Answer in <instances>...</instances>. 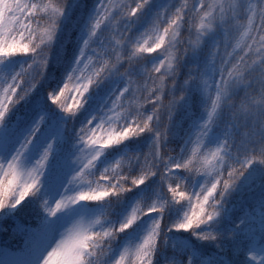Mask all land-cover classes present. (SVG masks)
Wrapping results in <instances>:
<instances>
[{"label": "snow or ice", "instance_id": "snow-or-ice-1", "mask_svg": "<svg viewBox=\"0 0 264 264\" xmlns=\"http://www.w3.org/2000/svg\"><path fill=\"white\" fill-rule=\"evenodd\" d=\"M83 7L0 0V220H36L0 264H264V0Z\"/></svg>", "mask_w": 264, "mask_h": 264}, {"label": "trees", "instance_id": "trees-1", "mask_svg": "<svg viewBox=\"0 0 264 264\" xmlns=\"http://www.w3.org/2000/svg\"><path fill=\"white\" fill-rule=\"evenodd\" d=\"M82 5L84 6L81 11L87 12L88 9H90L93 6L94 0H81ZM80 12L77 13L76 18H78ZM69 33H71V38L74 40L75 33L71 32V29H69ZM65 44L67 45L68 50L70 49L71 43L66 39ZM181 51H183V48L181 47ZM188 71V67H183L181 69V74L179 76V80L181 82L182 78L185 76V74ZM56 75H59V72L56 73ZM143 81L141 80V83ZM51 90L50 84H40L38 85L37 89L33 93L32 97L30 99L32 102H35L37 99H39L41 96H46L47 92ZM146 95V93L144 94ZM143 99V96L141 97ZM168 97H165V104H167ZM196 102V101H194ZM50 103V102H49ZM31 105H27V107H30ZM148 109H151V105H147ZM26 105L24 103H21L17 106V114H23L25 111ZM198 106L193 105V110L197 112ZM182 113H178L176 116L177 120L182 121ZM167 117L164 116V119L162 121L166 122ZM170 148H175L176 151H179V148L177 146V143L173 142L169 144ZM168 154V153H166ZM172 155H175V153H170ZM260 188L258 186H254L252 190H246L243 194H234L231 198V206L233 207V214L237 216H243L246 213H250L251 207L255 205V207L259 208L258 205V197L260 195ZM0 223H3L4 227L11 228V234L7 231L0 232V249L4 250L5 255L4 259L14 258L15 256L19 255L21 244H23L24 236L18 229L17 225H23L25 227H28L29 225L35 226L36 220L33 215L31 214H25L21 213L18 214L14 219H3L0 220ZM187 235V234H183ZM206 253H214L217 251V249L213 245H205L204 248ZM226 256L228 259H237L239 261H244L245 256L244 254H238L234 257L233 252L230 248V250L226 253Z\"/></svg>", "mask_w": 264, "mask_h": 264}, {"label": "rangeland", "instance_id": "rangeland-1", "mask_svg": "<svg viewBox=\"0 0 264 264\" xmlns=\"http://www.w3.org/2000/svg\"><path fill=\"white\" fill-rule=\"evenodd\" d=\"M207 53V49H205V54ZM185 76L182 78L181 80V83L183 82ZM177 94H179V85L177 86ZM196 102H193V105H197L198 106V109H197V114L199 113L200 111V108H199V98L197 97L195 99ZM259 212H260V208H255V213H256V216L254 217V220H255V228H254V231H256L257 233H259V228H260V225H259ZM241 216H233L234 219L236 218H239ZM7 231L9 233V235L11 234V228H7L6 226L4 227L3 223H0V232H5ZM257 239H259V235H257ZM225 244H227V241H224ZM22 247H23V244H21V247H20V251L19 253L21 252L22 250Z\"/></svg>", "mask_w": 264, "mask_h": 264}]
</instances>
